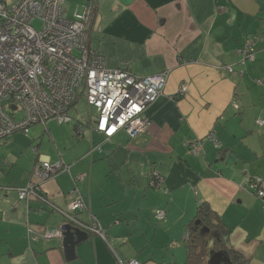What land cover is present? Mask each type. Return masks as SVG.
<instances>
[{
	"label": "crops",
	"instance_id": "crops-1",
	"mask_svg": "<svg viewBox=\"0 0 264 264\" xmlns=\"http://www.w3.org/2000/svg\"><path fill=\"white\" fill-rule=\"evenodd\" d=\"M91 4L90 48L110 69L169 72L163 95L134 140L123 131L106 139L90 127L79 137V123L51 122L0 141V264H186V237L205 203L228 231L226 245L247 264H264V202L249 185L264 182V0H66V16ZM248 41L255 60L243 64ZM212 131L220 147L207 139ZM200 141L203 150L192 154ZM43 160L71 168L43 184L53 206L19 202L16 189ZM154 171L162 188L150 186ZM80 174H89L86 183L73 180ZM78 199L88 208L79 218L96 216L108 242L90 235L68 261L63 243L41 233H55L60 210ZM29 228L38 240L28 239Z\"/></svg>",
	"mask_w": 264,
	"mask_h": 264
},
{
	"label": "built area",
	"instance_id": "built-area-1",
	"mask_svg": "<svg viewBox=\"0 0 264 264\" xmlns=\"http://www.w3.org/2000/svg\"><path fill=\"white\" fill-rule=\"evenodd\" d=\"M65 2L0 0V140L18 131L27 132L33 125L73 122L70 111L82 99L88 106L90 132L111 139L123 131L131 140L136 139L151 126L147 111L163 95L169 72L139 77L128 66L107 68L103 56L90 48V24L97 8L93 4L85 6L69 18L64 9ZM37 21L41 24L39 29L34 25ZM254 44L255 41H248L245 49L239 52L243 64L255 60ZM227 70L233 72L231 67ZM187 92L188 85L184 83L179 93L185 95ZM231 105L238 108L234 101ZM93 108L97 112L94 122ZM17 113H21L19 118ZM258 124L263 126L264 120L259 119ZM77 133L83 135L81 123ZM207 139L220 147L214 131ZM202 150V141L189 146L194 155H199ZM32 151L36 153L34 149ZM69 168L63 162L41 161L28 184L16 189L19 202H43L52 207L43 195V184L59 172H68ZM86 179V174L73 178L81 183ZM163 181V177L154 171L150 186L159 188ZM249 185L264 202L262 178H252ZM87 209L82 199L73 201L66 210H60L66 219L61 226L71 222L91 236H99L108 242L107 233L96 216L91 214L87 224L80 222L79 213ZM165 216L164 210L156 212L158 220ZM61 226L55 233L44 227L41 234L63 243ZM27 237L38 240L40 236L29 228ZM119 264L141 263L137 260L123 263L119 259Z\"/></svg>",
	"mask_w": 264,
	"mask_h": 264
},
{
	"label": "trees",
	"instance_id": "trees-1",
	"mask_svg": "<svg viewBox=\"0 0 264 264\" xmlns=\"http://www.w3.org/2000/svg\"><path fill=\"white\" fill-rule=\"evenodd\" d=\"M48 124L43 126L46 128ZM20 132L25 133L24 131H18L1 140H5L8 137ZM33 149L36 151L35 154L38 155L39 149L37 147H33ZM86 175L87 179L84 183H86L89 178V174ZM159 188H162V185ZM81 213L82 212L79 214ZM62 216L65 222L66 219L63 214ZM196 222H199V224L196 225ZM227 237L228 231H226L224 224L220 220L218 214L214 212L208 204L205 203L201 205L198 209L197 216L193 224L190 226V230L187 234L186 264H208L211 252L222 254L229 260L228 264H247L248 260L246 258L226 245Z\"/></svg>",
	"mask_w": 264,
	"mask_h": 264
},
{
	"label": "water",
	"instance_id": "water-1",
	"mask_svg": "<svg viewBox=\"0 0 264 264\" xmlns=\"http://www.w3.org/2000/svg\"><path fill=\"white\" fill-rule=\"evenodd\" d=\"M80 222L87 224L80 219ZM199 222H196L198 225ZM63 232V247L66 259L68 261L73 260L76 257V248L80 244L89 240L90 234L82 230L80 227H76L73 223L68 222L61 226ZM229 260L220 253H210L208 264H228Z\"/></svg>",
	"mask_w": 264,
	"mask_h": 264
},
{
	"label": "rangeland",
	"instance_id": "rangeland-1",
	"mask_svg": "<svg viewBox=\"0 0 264 264\" xmlns=\"http://www.w3.org/2000/svg\"><path fill=\"white\" fill-rule=\"evenodd\" d=\"M74 6H75V4H74ZM64 9H65V4H64ZM66 10L68 12V7H66L65 11ZM34 25H35V27L37 29H39L41 27V24L38 21L35 22ZM70 114H71V116L73 118V122H71L69 124H65V126L73 128L74 126L78 125L77 123H81L83 125L82 128L88 130V127L90 126L91 123H90V119H89L88 106H87L86 101L84 99L80 100L79 103L74 108L71 109ZM92 115H93L92 119H93V122H94V120L96 119V116H97L96 109H94V108L92 109ZM20 116H21V113H17L16 114L17 118H19ZM75 132H77V131L75 130ZM79 137H81V136H79ZM47 138L51 142V140H50V138L48 136H47ZM70 169L71 168L68 169V173H70ZM155 216H156V214H155Z\"/></svg>",
	"mask_w": 264,
	"mask_h": 264
}]
</instances>
